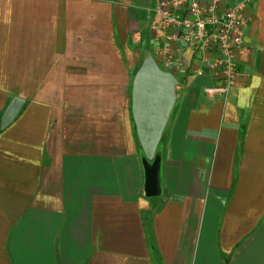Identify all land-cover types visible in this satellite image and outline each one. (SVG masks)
I'll return each instance as SVG.
<instances>
[{
  "label": "crops",
  "instance_id": "1",
  "mask_svg": "<svg viewBox=\"0 0 264 264\" xmlns=\"http://www.w3.org/2000/svg\"><path fill=\"white\" fill-rule=\"evenodd\" d=\"M234 1L252 49L209 98L158 0H0V264H264V0Z\"/></svg>",
  "mask_w": 264,
  "mask_h": 264
},
{
  "label": "built area",
  "instance_id": "2",
  "mask_svg": "<svg viewBox=\"0 0 264 264\" xmlns=\"http://www.w3.org/2000/svg\"><path fill=\"white\" fill-rule=\"evenodd\" d=\"M252 18L247 1L158 0L150 30L162 41L159 55L166 63L210 75L213 83L204 92L209 98H224L240 84V56L252 49L245 37ZM173 42L197 53L195 63L175 55Z\"/></svg>",
  "mask_w": 264,
  "mask_h": 264
},
{
  "label": "water",
  "instance_id": "3",
  "mask_svg": "<svg viewBox=\"0 0 264 264\" xmlns=\"http://www.w3.org/2000/svg\"><path fill=\"white\" fill-rule=\"evenodd\" d=\"M144 193L147 197H153L159 194L158 186V161L153 163H144Z\"/></svg>",
  "mask_w": 264,
  "mask_h": 264
}]
</instances>
